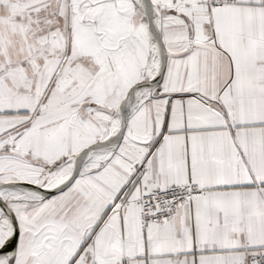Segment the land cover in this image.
Wrapping results in <instances>:
<instances>
[{"label": "snow or ice", "instance_id": "6c2138e0", "mask_svg": "<svg viewBox=\"0 0 264 264\" xmlns=\"http://www.w3.org/2000/svg\"><path fill=\"white\" fill-rule=\"evenodd\" d=\"M0 264H264V0H0Z\"/></svg>", "mask_w": 264, "mask_h": 264}]
</instances>
